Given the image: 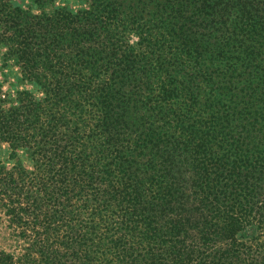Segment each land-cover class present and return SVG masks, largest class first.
<instances>
[{
    "label": "trees",
    "instance_id": "trees-1",
    "mask_svg": "<svg viewBox=\"0 0 264 264\" xmlns=\"http://www.w3.org/2000/svg\"><path fill=\"white\" fill-rule=\"evenodd\" d=\"M30 1L0 0L40 92L0 102V264H264V0Z\"/></svg>",
    "mask_w": 264,
    "mask_h": 264
},
{
    "label": "rangeland",
    "instance_id": "rangeland-1",
    "mask_svg": "<svg viewBox=\"0 0 264 264\" xmlns=\"http://www.w3.org/2000/svg\"><path fill=\"white\" fill-rule=\"evenodd\" d=\"M13 4H18L23 7H30L36 11V7L30 0H10ZM52 6H64L67 9L75 10L85 7L83 0H54L48 8ZM5 47L0 44V102L3 105H8L16 102L17 90H28L34 96H40V92L34 82L23 78L20 74L19 67L13 56L6 55ZM16 157L21 162V165L30 169L32 167L31 159L23 148L16 149ZM0 163H3L6 168L10 167L13 159L9 157V147L6 142H0ZM14 226L10 224L8 216L4 213V208L0 205V251H8L17 253L23 244V238L19 237L14 231ZM245 234L251 232V228H246L243 231ZM22 249V248H21Z\"/></svg>",
    "mask_w": 264,
    "mask_h": 264
}]
</instances>
